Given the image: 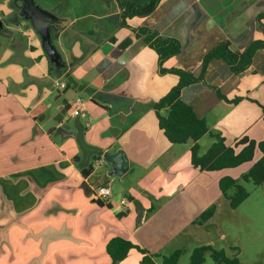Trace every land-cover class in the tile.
Instances as JSON below:
<instances>
[{
  "label": "crops",
  "instance_id": "obj_1",
  "mask_svg": "<svg viewBox=\"0 0 264 264\" xmlns=\"http://www.w3.org/2000/svg\"><path fill=\"white\" fill-rule=\"evenodd\" d=\"M119 1L35 0L69 20L66 29L52 31L61 59L55 64L39 32L22 20L25 1L0 0V14L16 24L5 34L9 46L0 60V264H112L107 244L116 236L159 254L177 235H209L231 207L220 181L231 176L240 183L230 171L236 168L195 167L194 142L171 143L154 107L180 82L168 70L197 71L222 41L242 52L264 40V0H161L152 14L128 18L127 26ZM140 28L177 39L180 53L161 62L136 35ZM127 39L132 42L122 47ZM217 89L243 99L229 103ZM77 98L84 111L72 116ZM181 99L207 122L200 156L216 134L229 146L244 137L263 140L264 49L239 75L213 60ZM103 185L112 187L113 198L101 204L93 196ZM212 205L215 214L201 222ZM140 259L132 250L119 264Z\"/></svg>",
  "mask_w": 264,
  "mask_h": 264
},
{
  "label": "trees",
  "instance_id": "obj_2",
  "mask_svg": "<svg viewBox=\"0 0 264 264\" xmlns=\"http://www.w3.org/2000/svg\"><path fill=\"white\" fill-rule=\"evenodd\" d=\"M160 2L161 0H150L137 4L132 1H119L124 9L121 25L127 26L128 18L145 17L152 14ZM262 17H264V14L259 17L260 23ZM262 27L264 29L263 24ZM135 31L139 38H143L147 44L158 52L161 62L178 55L181 51V44L177 39L163 38L159 31L148 28H140ZM131 42V39H127L121 46L126 47ZM262 49H264V40L253 42L242 52L234 50L230 41L220 42L207 53L197 71L168 70L167 72L177 74L180 77V82L154 107L160 128L171 143L185 144L189 141L194 142L192 147L193 164L202 170L217 171L237 168L250 162L256 149H259L261 152L260 159L242 177L245 182L253 181L255 185L264 183V139L258 142L249 137H244L237 142L239 145L244 146L240 152H237L236 146H229L224 137L216 134L214 135L216 142L204 155L200 156L199 141L209 133V128L206 120L199 117L195 109L181 99V92L185 87L203 81L207 67L213 60L226 62L232 72L239 75L251 68L254 57ZM217 93L220 99L233 104H238L243 99L242 97L229 99L219 89H217ZM260 107L264 113V107L261 105ZM164 108H168L167 115L162 113ZM89 172L84 171V175L88 176ZM220 189L223 195L229 199L233 209H237L249 197V192L245 187L231 176H224L221 179ZM232 191L233 194L229 195L228 193ZM100 203L102 204L101 201ZM215 212L216 205H212L200 215V221H208ZM132 250H136L141 255L140 264H157L156 257H159V254L152 253L130 239L116 236L107 244V252L112 259V264H119L124 261ZM207 253L211 254L216 264H242L237 256L231 257L224 249L217 250L211 245H203L194 249L190 264H203ZM181 254L182 251L178 250L171 256L164 257V264H178Z\"/></svg>",
  "mask_w": 264,
  "mask_h": 264
},
{
  "label": "rangeland",
  "instance_id": "obj_3",
  "mask_svg": "<svg viewBox=\"0 0 264 264\" xmlns=\"http://www.w3.org/2000/svg\"><path fill=\"white\" fill-rule=\"evenodd\" d=\"M42 6H44L41 3ZM11 6V5H10ZM4 30L0 33V60L9 46L6 32H13L15 22L12 15L0 14ZM19 17V16H18ZM20 18V17H19ZM29 22L26 19H22ZM8 61V60H7ZM6 61V62H7ZM10 66V65H8ZM1 69V68H0ZM54 85V89L56 90ZM237 152L242 150L241 144L234 143ZM261 152L256 149L253 159L244 165L230 170L239 179L240 184L249 192V197L236 210L231 207L221 212L218 227L209 229V235H196L192 238L177 235L174 241L168 243L156 257L157 264H164V257H169L176 251H182L178 264H190L191 255L197 247L211 245L217 250L224 249L229 256H237L242 264H264V183L255 185L253 181L245 182L242 177L260 159ZM237 249L234 254L233 249ZM203 264H216L211 254L207 253Z\"/></svg>",
  "mask_w": 264,
  "mask_h": 264
},
{
  "label": "water",
  "instance_id": "obj_4",
  "mask_svg": "<svg viewBox=\"0 0 264 264\" xmlns=\"http://www.w3.org/2000/svg\"><path fill=\"white\" fill-rule=\"evenodd\" d=\"M25 7L22 10V14L26 20L30 21L34 28L39 32L43 40V46L46 52L49 54L51 60L55 64H60V55L56 50V47L52 39V31L60 32L62 29H66L69 25L68 19H59L51 12L43 10L35 0H24ZM4 23L0 20V33L4 30ZM122 153H119L120 156ZM122 160L117 164L120 166Z\"/></svg>",
  "mask_w": 264,
  "mask_h": 264
},
{
  "label": "built area",
  "instance_id": "obj_5",
  "mask_svg": "<svg viewBox=\"0 0 264 264\" xmlns=\"http://www.w3.org/2000/svg\"><path fill=\"white\" fill-rule=\"evenodd\" d=\"M56 86H59L63 89L66 88L65 83L57 82L55 83ZM75 107L72 109L71 114L72 116H79L84 111L85 101L82 98H77L75 100ZM113 198V189L111 186L103 185L96 188L94 192L93 199L98 202H108ZM129 204V199L127 197H123L120 200V206L122 208H126Z\"/></svg>",
  "mask_w": 264,
  "mask_h": 264
}]
</instances>
